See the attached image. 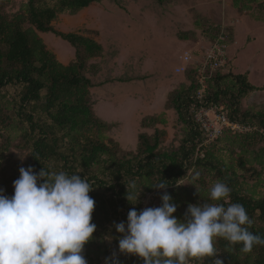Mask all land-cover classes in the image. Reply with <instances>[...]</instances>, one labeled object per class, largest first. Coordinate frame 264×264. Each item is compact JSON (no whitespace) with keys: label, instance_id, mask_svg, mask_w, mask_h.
I'll list each match as a JSON object with an SVG mask.
<instances>
[{"label":"trees","instance_id":"obj_1","mask_svg":"<svg viewBox=\"0 0 264 264\" xmlns=\"http://www.w3.org/2000/svg\"><path fill=\"white\" fill-rule=\"evenodd\" d=\"M101 1L26 0L11 15L0 11V90L7 86L20 87L15 116L26 124V128L20 132V138L21 146L27 150L28 167L32 166L36 172L44 168L47 171H65L70 175L79 174L93 187L89 195L95 200L92 222L97 227L92 240L84 249L88 250L96 245L94 238L102 233L110 238V247L104 246L100 253L96 252L92 257L88 255V264H98L118 246L121 234L116 232L114 225L126 222L130 209L139 211L140 204L148 192H158L154 195L157 207L162 203L161 196L169 194L177 206L174 216L183 219L188 204L197 202L194 198L192 200L187 188L179 185V182L185 178L190 168L195 167L213 171L217 179L230 188L227 203L243 205L252 220L249 231L264 238V197L254 198L236 187L239 175L234 173L235 168L243 173L249 172L254 179L258 178V172L251 169V161L242 151L236 157V165L219 162L212 150L222 135L210 142V147L202 149L200 146L202 135L194 128L188 114V107L197 104L195 94L198 83L193 67L189 66L184 71L188 84L168 92L163 105L165 110L173 109L177 119L184 126V135L177 149L159 150L161 138L165 135L163 129H154L151 135L137 134L134 151H123L116 142L110 140L105 143L98 136V131L109 130L111 124L98 118L90 108L88 96L92 84L83 72L87 64L93 72L96 71L95 65L88 62L101 55L102 47L88 36L57 31L51 23L60 15H75L92 3ZM110 1L118 4V0ZM154 1L163 5L168 0ZM251 2L253 1L232 0V6L238 11H244L249 8ZM255 8L261 16L255 17L256 20L264 23V2L256 4ZM206 30L208 41H211L217 35L219 26H208ZM36 32L52 33L67 42L74 49V58L66 65L60 64L46 49ZM188 32L178 37L188 40L192 35ZM257 89L247 81L245 74L231 75L229 71H217L206 79L201 102L222 107L230 121L244 127L257 126L259 128H255L252 133L262 134L258 129L264 132V111L252 112V108L243 110L240 106V100L247 93ZM41 92H44V120L35 119L31 113L24 111L26 106L41 99ZM261 109H264V106H261ZM3 110L4 107L0 104V130L5 131L11 126V122ZM146 118V122H141L143 128H149V123L153 126L165 124L163 117ZM247 132L234 133L226 129L222 134L236 135L235 137H241L244 141L251 136V133L248 135ZM4 140L5 143L0 145V161L2 154L8 150L9 137H4ZM198 151H202L201 157H198ZM10 179L16 180L14 176ZM161 182L166 184V188L151 187ZM133 183L137 191L142 188L136 204L126 199L127 185ZM13 192L14 189H11L7 196H11ZM194 195L193 197L203 199L200 203L206 202V193L203 190ZM214 246L217 257L192 259L189 264H212L215 258L223 260V264H264V246L256 245L250 253H243L241 245H230L223 238H216ZM141 259L119 257L120 264L137 263L141 262Z\"/></svg>","mask_w":264,"mask_h":264},{"label":"rangeland","instance_id":"obj_2","mask_svg":"<svg viewBox=\"0 0 264 264\" xmlns=\"http://www.w3.org/2000/svg\"><path fill=\"white\" fill-rule=\"evenodd\" d=\"M252 1L247 10L238 11L232 6V0H168L163 5H158L154 0H118V4L102 0L75 15L58 16L51 23L54 29L88 36L102 47L101 55L88 62L95 65L96 71L93 72L87 64L83 72L92 84L88 96L90 108L101 120L107 123L115 121L109 130L98 131L101 140L105 143L114 141L123 151H134L137 134L151 135L154 129H163L165 135L161 138L159 150L177 149L184 135V126L173 109L165 110L162 103L168 92L188 84L184 72H176L175 69L181 66L195 67L201 63L203 50L209 42L208 26L225 27L228 33L225 58L230 74H245L247 81L258 88L240 100L241 109L250 107L254 110L252 112H263L264 23L256 20L255 17L261 16L255 7L264 0ZM25 2L0 0V11L11 15ZM187 31L192 34L188 40L178 37ZM36 34L60 64L66 65L74 58V49L64 40L52 33ZM185 53L190 56L187 62L182 60ZM19 93L20 87L17 85L0 90L3 113L11 122L5 131L0 130V145L5 143L4 137H9L8 150L2 154L0 161V189L4 190L5 195L13 189L11 176L19 178H16L20 174L19 168L28 167L27 150L21 146L20 138L26 124L15 116ZM40 96L39 101L29 104L24 111L31 113L35 119L44 120V92ZM149 116L163 117L165 124L153 126L149 123V128L141 127V122H146ZM255 128L259 127L250 126L247 133H251L252 137L248 136L244 141L236 135L222 134L212 151L218 161L225 165H236V157L243 151L251 161V169L258 172V178L254 179L249 172L243 173L235 168L234 173L239 175L236 187L246 195L259 198L264 197V132L258 129L262 134L252 133ZM210 146L208 143L201 145V148ZM197 154L201 157L202 151ZM216 181L219 180L213 171L195 167L189 169L179 185L186 187L187 193L197 203L203 199L193 196L200 190L206 193L207 203L208 200L214 203L208 197V189ZM148 193L152 194L149 207H157L154 195L158 192ZM144 200L145 196L142 202ZM94 239L96 245L84 249L85 258L100 253L104 246L110 247V238L106 234H97Z\"/></svg>","mask_w":264,"mask_h":264},{"label":"clouds","instance_id":"obj_3","mask_svg":"<svg viewBox=\"0 0 264 264\" xmlns=\"http://www.w3.org/2000/svg\"><path fill=\"white\" fill-rule=\"evenodd\" d=\"M11 196L0 189V264H88L83 255L92 240L95 200L92 185L79 174L65 171L36 172L19 168ZM199 173L196 174V178ZM155 189H164L161 182ZM127 185L126 199L136 204L140 192ZM230 188L216 181L208 189L211 201H227ZM161 205L129 210L126 222L114 225L121 234L118 251L142 258L144 264H189L192 259L217 257L216 238L241 245L250 253L264 238L249 231L252 220L239 203H189L183 219L174 216L177 206L165 193ZM105 264H120L114 252ZM214 264H223L215 258Z\"/></svg>","mask_w":264,"mask_h":264},{"label":"built area","instance_id":"obj_4","mask_svg":"<svg viewBox=\"0 0 264 264\" xmlns=\"http://www.w3.org/2000/svg\"><path fill=\"white\" fill-rule=\"evenodd\" d=\"M228 42V33L225 27L220 26L217 35L213 40L209 41L203 50L202 61L195 67L196 81L198 90L195 94L197 104H192L188 107V114L194 125L201 135V145L208 144L222 135L224 130L228 129L234 133H240L250 130V127L241 126L235 121H230L222 107L202 104L201 99L205 91V81L214 72L227 73L225 58V48ZM189 54L185 53L182 57L183 62L189 60ZM187 67H179L178 71L184 72ZM152 194L146 193L145 200L140 204L139 211L149 207ZM116 253L120 258L137 257L129 254H122L118 251V246L107 256L110 257ZM139 258V257H138ZM98 264H105V259Z\"/></svg>","mask_w":264,"mask_h":264},{"label":"crops","instance_id":"obj_5","mask_svg":"<svg viewBox=\"0 0 264 264\" xmlns=\"http://www.w3.org/2000/svg\"><path fill=\"white\" fill-rule=\"evenodd\" d=\"M179 58L181 59V57H179ZM181 67H182V66H181ZM175 71H176V72H179V71H178V68L175 69ZM165 96H166V95H165ZM165 100H166V98H165ZM164 102H165V101H164ZM164 102L162 103V107H163V105H164ZM94 114H95V112H94ZM95 115H96V114H95ZM113 123L115 124V121H111L110 124H113Z\"/></svg>","mask_w":264,"mask_h":264}]
</instances>
